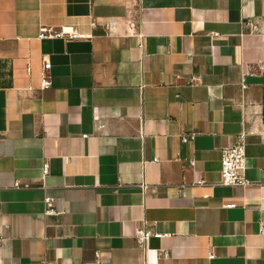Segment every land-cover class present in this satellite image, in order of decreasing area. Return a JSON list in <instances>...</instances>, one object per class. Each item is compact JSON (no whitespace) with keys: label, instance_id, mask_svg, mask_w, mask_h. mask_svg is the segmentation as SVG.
I'll list each match as a JSON object with an SVG mask.
<instances>
[{"label":"crops","instance_id":"crops-1","mask_svg":"<svg viewBox=\"0 0 264 264\" xmlns=\"http://www.w3.org/2000/svg\"><path fill=\"white\" fill-rule=\"evenodd\" d=\"M0 135V264H264V0H0Z\"/></svg>","mask_w":264,"mask_h":264},{"label":"built area","instance_id":"built-area-1","mask_svg":"<svg viewBox=\"0 0 264 264\" xmlns=\"http://www.w3.org/2000/svg\"><path fill=\"white\" fill-rule=\"evenodd\" d=\"M92 24L94 26L95 22H93ZM83 36L84 35H82L79 32L69 33V32H65V31L53 32V31L45 30L42 33V38L59 37V38L66 39L69 41L80 39ZM51 66H52V63L50 61H48V60L44 61V65H43L44 74H43L42 85H41L43 89L49 88L52 85L51 77L49 75V70H50ZM245 136L246 135L244 133H242L241 135H239L238 141L233 146L226 147V148L222 149V157H221L222 181H221V184L223 186L247 187V186H250L252 184V182L246 176L247 150H246ZM195 137H196V133L193 132V133L185 135L183 137V141L185 143H189V142L194 141ZM190 165L192 167H195L196 161L191 160ZM48 173H49V164H46L44 166V174L47 175ZM204 183H205L204 180L198 181V184H200V185H202ZM45 201H46L48 208H49L48 213H52L53 212L52 199L50 197H46ZM166 236H167V234L153 232L152 230L144 228V229L138 230L137 240H138V243H140L141 245H144L151 238L161 239V238L166 237ZM97 256L99 257V253H97ZM164 256L168 257V253L165 252ZM213 257H214V254L210 253L209 258H213Z\"/></svg>","mask_w":264,"mask_h":264}]
</instances>
